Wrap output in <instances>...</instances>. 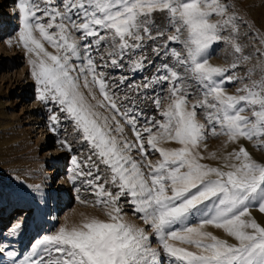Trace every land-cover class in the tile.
Instances as JSON below:
<instances>
[{
  "label": "snow or ice",
  "instance_id": "6c2138e0",
  "mask_svg": "<svg viewBox=\"0 0 264 264\" xmlns=\"http://www.w3.org/2000/svg\"><path fill=\"white\" fill-rule=\"evenodd\" d=\"M41 3L18 0L22 14L19 42L38 57L30 62L31 74L40 85V99L58 104L90 143L98 164L96 175L87 173L91 177L87 183L95 189L98 202L112 205L113 210L108 213L109 221L91 218L46 235L39 241L38 258L26 264H264V226L249 212L253 205L264 212V163L241 147L234 154L238 163L224 171L201 163L197 150L209 133L227 135L232 141L264 138V78L245 85L241 90L245 95L227 94L223 85L243 78L226 76L229 69L208 62L211 46L217 42L234 45L238 55L232 69L247 59L242 47L234 42L239 34V17L229 13V5L221 0H62V7H42ZM157 12L167 19L165 28L155 24L153 15ZM213 15L220 19L212 21ZM45 17L47 23L43 22ZM53 28L57 31H50ZM165 29L174 34L168 35ZM75 32L81 34L79 38ZM224 32L229 35L224 36ZM158 40L166 43L157 44ZM44 42L55 48L56 54L47 51ZM172 43L178 44L184 54L171 48ZM151 45H156L152 52L157 57L166 55L174 62H165L158 74L142 85L146 92L151 80L162 81L169 85L171 99L161 113L164 121L152 125L160 131L143 129L149 133L151 149L158 150L162 157L156 165L147 162L145 172L142 161L129 155L133 148L146 155L142 133L135 129V114L130 117L128 109L120 113L133 126L138 143L118 139L112 133H122V126L116 121L113 129L109 117L95 111L97 105L88 102L79 81L83 77L88 87L90 75L91 83L99 85L110 108L119 113L117 103L106 91L103 73L97 72L93 49L110 48L107 54L121 60L128 56L134 69L139 70L147 58L132 56ZM100 58L103 60V56ZM73 59L78 63L73 64ZM111 63L120 66L115 59ZM187 80H193L203 96L191 105L187 97L194 93L189 91L192 86ZM154 103L160 106L159 97H154ZM246 107L252 108L253 118L242 115ZM197 108L203 110L207 126L197 119ZM57 119L52 116L53 121ZM160 140L178 142L180 147H158ZM99 165L109 170V178L100 173ZM102 179L104 183H99ZM109 183L118 189L115 195L105 190ZM125 195L130 197L133 212L141 214L153 230L151 236L144 228L124 221L116 204ZM193 217L200 220L198 226H189ZM177 225L180 227H174ZM205 225L224 229L237 243L205 231ZM153 238L159 248L152 247ZM170 241L193 245L196 250Z\"/></svg>",
  "mask_w": 264,
  "mask_h": 264
},
{
  "label": "rangeland",
  "instance_id": "374dc122",
  "mask_svg": "<svg viewBox=\"0 0 264 264\" xmlns=\"http://www.w3.org/2000/svg\"><path fill=\"white\" fill-rule=\"evenodd\" d=\"M221 3L229 5V13L239 17V34L234 37V42L242 47L243 55L247 59L239 67L232 69L231 66L236 62L238 55L234 53V45L217 42L211 46L208 62L213 66L229 69L225 73L226 76L243 78L231 83L226 82L223 85L225 93L245 95L246 93L241 91L245 85H251L253 81L264 78V0H221ZM17 4L18 0H0V264H26L27 261L38 258L41 248L39 241L46 235L54 234L64 226L71 228L80 225L91 218L109 221L108 213L113 210L112 205L98 202L99 197L94 194L95 189L87 183L91 179L87 173L92 171L93 175H96L95 166L98 164L90 143L84 140L82 132L75 126L74 121L60 110L58 104L40 99V85L31 74L30 62L38 57L34 53L29 54L23 44L18 45L11 40L18 36L22 27V14ZM41 6L62 7V0H51L49 4L43 3L42 0ZM14 7L16 10H13ZM153 19L160 28H165L168 23L165 16L159 12L154 13ZM217 19H220L218 15L211 17L212 21ZM43 22H48L47 17ZM165 30L168 35L174 34L172 30ZM50 31L57 30L53 28ZM74 35L79 38L81 34L75 32ZM223 35L228 36L229 33L224 32ZM161 43L166 41H157V44ZM44 44L47 51L56 54L55 48L47 42ZM155 46H146L142 53L132 56V59L139 55L147 58L139 70L134 69L128 56L121 60L107 54L111 51L110 48L101 46L99 51L93 49L97 72L103 73L108 86L106 91L117 103L119 113L110 108L100 92L99 85L91 83L90 75L88 87L84 86L83 77L79 81L80 91L88 102L97 105L95 111L109 117L113 129L116 127V121L122 126V133H112L118 139L138 143L133 126L120 113L128 109L130 117L135 114V129L142 133L146 155L142 156L138 148H133L129 155L137 161H142L145 172L147 162L156 165L162 157L158 150L151 149L148 144L149 133L143 129L152 127L157 121L162 123L164 118L161 113L171 103L168 84L153 79L146 92L142 87L146 79L158 74L165 62H174L166 55L157 57L152 52V47ZM170 47L184 54L178 44L172 43ZM113 59L117 60L120 66L113 65ZM72 63L76 64L78 61L73 59ZM101 64L105 66L100 67ZM186 83L192 86L189 91L194 93L187 97L189 105L202 100L200 87L193 80H187ZM137 86H140L138 91ZM125 96L130 99L125 100ZM154 97H159V107L154 103ZM100 103L105 106L100 107ZM196 111L197 119L207 126L208 121L203 110L197 108ZM53 115L57 116V121L52 120ZM242 115L253 118L252 108L246 107ZM113 116L115 120L111 119ZM158 131V126L152 127L153 133ZM219 131L217 128V132ZM55 144L60 149L59 154L54 152ZM158 147L177 148L180 145L178 142L160 140ZM241 147L245 148L254 160L264 163V138L254 137L249 140L242 137L238 141H232L227 135L209 133L200 142L197 150L202 157L201 163L227 171L230 170L231 164L238 163L234 154ZM99 169L105 178L110 177V172L104 165H99ZM99 183H104V180ZM105 190L111 191L113 195L118 191L110 183L105 185ZM129 199L130 197L125 195L117 201L116 206L121 209V216L125 222L144 228L151 236L153 230L144 223L141 214L133 212L134 206ZM34 205L40 206V211L36 212ZM41 212H44L45 217L41 216ZM249 212L251 218L264 226V212L260 211L258 206H250ZM18 217L22 219L20 222ZM199 223L200 220L193 217L189 226H198ZM204 230L231 244L237 243L234 237L215 225H205ZM170 242L196 250L193 245L181 241ZM151 244L154 248L160 247L155 238L151 240ZM9 252L15 255L9 256Z\"/></svg>",
  "mask_w": 264,
  "mask_h": 264
},
{
  "label": "bare ground",
  "instance_id": "6f19581e",
  "mask_svg": "<svg viewBox=\"0 0 264 264\" xmlns=\"http://www.w3.org/2000/svg\"><path fill=\"white\" fill-rule=\"evenodd\" d=\"M17 7L19 8V5L17 4ZM13 10H16V7H14V9ZM12 40V42L13 43H16V44H18V45H21L22 43L21 42H19V34H18V36L16 37V38H13V39H11ZM54 152L56 153V154H59L60 153V149H59V147H58V145H54ZM42 204V203H41ZM40 204V205H41ZM35 206V211L36 212H38V211H40V206H38V205H34ZM21 213H18V215H20ZM41 216L42 217H45V214H44V212H41ZM18 219H19V222L22 220L21 219V217H18Z\"/></svg>",
  "mask_w": 264,
  "mask_h": 264
}]
</instances>
